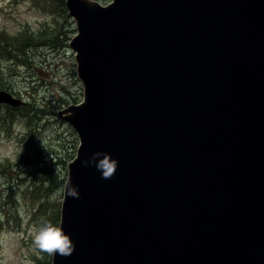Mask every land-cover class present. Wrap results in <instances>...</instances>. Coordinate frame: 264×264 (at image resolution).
I'll use <instances>...</instances> for the list:
<instances>
[{
	"label": "water",
	"instance_id": "95a60500",
	"mask_svg": "<svg viewBox=\"0 0 264 264\" xmlns=\"http://www.w3.org/2000/svg\"><path fill=\"white\" fill-rule=\"evenodd\" d=\"M66 8L84 92L58 114L79 139L59 227L76 247L52 264H264V0ZM95 152L114 179L81 166Z\"/></svg>",
	"mask_w": 264,
	"mask_h": 264
},
{
	"label": "rangeland",
	"instance_id": "374dc122",
	"mask_svg": "<svg viewBox=\"0 0 264 264\" xmlns=\"http://www.w3.org/2000/svg\"><path fill=\"white\" fill-rule=\"evenodd\" d=\"M91 1L105 5L111 0ZM41 9L47 8L37 0H0V39L20 37L24 35L22 33L30 32L37 40L36 44H17L24 51L14 61L0 56V72L6 86L3 90L37 109L31 124L34 129L31 143L25 139L30 128L23 119L11 126L10 133L0 126V162L11 163L12 167L23 160L24 170L20 167H15V170L24 179V174L37 163L38 158L49 160L51 155H59L65 160L69 156L66 170H63L67 179V167L77 155L79 139L58 114L83 100V85L77 75L75 53L70 48L77 35V26L68 8V12L56 16ZM59 34H62L61 42L53 44L49 41L51 36L54 38ZM7 43L10 44L8 38ZM22 60L28 62L22 63ZM68 150L70 152H66ZM27 155L30 159L25 157ZM30 192L27 182L17 178L10 181L0 174V264H35L36 259H48L52 264L53 256L33 246L41 213L36 211ZM63 192L64 188L61 190V204Z\"/></svg>",
	"mask_w": 264,
	"mask_h": 264
},
{
	"label": "trees",
	"instance_id": "16d2710c",
	"mask_svg": "<svg viewBox=\"0 0 264 264\" xmlns=\"http://www.w3.org/2000/svg\"><path fill=\"white\" fill-rule=\"evenodd\" d=\"M37 2L47 8L41 10L51 13V15L53 16L61 15L63 14V12H68L65 0H37ZM50 5H55V7ZM22 34L24 35H21L20 37L6 36L9 39L10 44L7 43L6 37L0 39L1 58L14 61V59L20 57L19 53H22V51H24V49L22 50L17 44H20L22 42H28V44L37 43L36 36L33 33L28 32ZM61 36L62 34H59L54 38L51 36V39L49 38V41L53 44H58L62 41ZM67 38L68 37L66 36V41ZM21 62L27 63L28 61L22 60ZM4 88H6V86L3 74L0 72V90H3ZM1 108H4L5 110L2 111ZM36 111L37 109L34 107V105H28V103L27 105L24 104V106L20 107H12L9 105L0 104V126L2 127L3 131L10 133L11 126L14 125L17 120L23 119L24 122H26L27 126L30 128V130H27L25 139H28L27 141L31 143L34 138V129L32 128L31 124L33 122L34 114L36 113ZM66 152H70V150ZM25 157L27 159H30L29 155ZM68 159L64 160L62 157H59V155H51V159L49 160L42 157L38 158L37 163L32 165L28 169V172L24 174V179L21 178L20 172H17L15 170V167H20V170H24L23 160L16 163V166L12 167L11 163L0 162V168H2L0 174H4L10 181H13V179L17 178V180H23L27 182V185L32 191L30 192V196L33 198V200H35L36 203V211H39L41 213L40 221L49 220L55 226L59 227L61 218V190L64 188L66 180V174L63 170H66L65 166ZM27 161L28 163H31L30 160ZM14 172H16V176H14ZM54 190H58L59 192L55 200L52 199ZM0 210H2L1 207ZM0 221L2 220L0 219ZM35 264H51V261H49L48 259H46V261L44 259H36Z\"/></svg>",
	"mask_w": 264,
	"mask_h": 264
},
{
	"label": "clouds",
	"instance_id": "9594fccd",
	"mask_svg": "<svg viewBox=\"0 0 264 264\" xmlns=\"http://www.w3.org/2000/svg\"><path fill=\"white\" fill-rule=\"evenodd\" d=\"M84 168L94 166L101 173V179L111 180L119 168V161L104 152H95L87 159L81 161ZM57 175V171H56ZM59 193H54L52 199L55 200ZM72 197L80 199V192L76 186L69 184L65 192V198ZM33 246L42 253L50 256L59 254L61 257H70L75 252V243L65 231L55 226L49 220H42L36 228V234L33 237Z\"/></svg>",
	"mask_w": 264,
	"mask_h": 264
},
{
	"label": "flooded vegetation",
	"instance_id": "af4514ba",
	"mask_svg": "<svg viewBox=\"0 0 264 264\" xmlns=\"http://www.w3.org/2000/svg\"><path fill=\"white\" fill-rule=\"evenodd\" d=\"M14 96H16L15 94H14ZM26 105V104H25Z\"/></svg>",
	"mask_w": 264,
	"mask_h": 264
}]
</instances>
